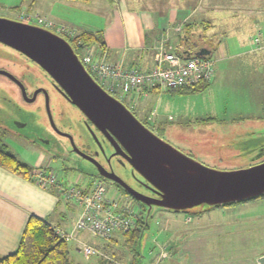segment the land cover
Segmentation results:
<instances>
[{"label":"rangeland","instance_id":"374dc122","mask_svg":"<svg viewBox=\"0 0 264 264\" xmlns=\"http://www.w3.org/2000/svg\"><path fill=\"white\" fill-rule=\"evenodd\" d=\"M98 1L102 8L107 5L106 0ZM242 6H245V10L241 11L239 8ZM92 8H94L93 5L90 9ZM254 10L264 13V0H203L200 16H209L214 25L213 29L207 30L205 39L198 38L194 42L199 41L198 43L205 45L206 48L210 46V60L215 65V73L216 70L219 73L217 81L203 93L193 95L196 93L186 92L189 96H177L176 99H171L168 105H166L167 99L160 109L162 118L158 122L147 121L144 113H138L136 107L143 95L134 99L136 105H133L132 94L118 95L139 120L146 122V126L157 135L190 157L219 170H236L264 161V155L260 159L256 158L264 149V50L254 54L259 56L255 59L250 54L248 57L239 55L220 60V52L215 47L216 42L230 32L227 30L224 33L227 22L220 23L221 17H226L233 12L248 18L250 12ZM80 15L84 16L83 13L67 7L61 0H0V17L33 25H38L37 20L43 19L45 22L51 21L58 29L63 26L57 22L65 21L69 17L79 19ZM256 32L254 31L253 35ZM249 34L251 31L246 28L241 37L245 39ZM253 35L246 40L250 42ZM66 39L69 38L66 37ZM228 39L226 37L222 40L226 42ZM231 40L234 41V39ZM90 48H92L91 55L95 59L110 62L97 46ZM249 49H252L250 43ZM242 51L243 49L237 47L232 50L231 55L234 56ZM79 54L83 57L85 51L80 50ZM226 56H228L227 51ZM216 59H218L217 62ZM157 64L158 60L155 57V66ZM118 65H121L124 70H131L123 64ZM0 69L18 76L30 92L38 85L50 88V77L38 64L1 43ZM50 89L52 90V87ZM45 90L48 91V89ZM160 92L167 96L170 93L164 90ZM47 93L52 118L58 129L64 133H70L78 146L87 145L92 152L98 151L100 161L107 162V157L111 158L112 148L100 140L101 146L96 142L82 112L55 89L50 92L51 94L49 91ZM173 96L176 94L174 93ZM16 120L26 123L27 131L25 132L38 131L43 136L47 128L53 127L45 96L39 95L35 102L28 103L16 84L6 76L0 75V146H5L9 153L32 167H37L40 163V168L53 172L57 178V186L54 187H58L59 190L76 187L90 191L101 180L108 198L119 204L116 212H121V209L128 205L134 206L136 212L139 211L141 205L136 200L119 190L111 181L102 180L94 175L95 167H91L82 159L75 158L74 155L72 159H69L71 155L68 151L69 141L54 134L60 141L58 143L52 141L51 148L56 149L54 153L47 149L50 146L38 144L18 133L14 129L19 128ZM112 162L118 174L132 188L144 194H153L146 187L145 179L130 165L119 164L115 157ZM34 173L35 170L32 174ZM32 180L35 182V177ZM49 187L53 186L49 185L46 188ZM64 199L68 201L65 197ZM74 204L80 207L81 212L73 232L68 233L73 236L78 246V250L74 249L73 241L69 242L70 259L73 264H110L109 257L122 264H181L188 259L186 257L189 255L192 264H211L209 255L215 248H236L238 253H242V249H245L244 252L250 255L251 264H262L264 260V196L225 207L200 206L187 212H173L156 207L143 237L133 239L124 233H117L113 240L96 236L89 229H80L78 225L83 223V208L79 204ZM166 216L176 218L169 232L164 229L167 222ZM187 220L190 222L185 224ZM172 237L173 243L168 246L167 241ZM183 239H200L201 241L188 247L190 249H186V246L187 251H183L182 255ZM227 241L235 245L211 247L212 242L226 243ZM83 247H92L97 252L88 255ZM190 251L196 256L193 257ZM190 262L188 261L189 264Z\"/></svg>","mask_w":264,"mask_h":264},{"label":"water","instance_id":"95a60500","mask_svg":"<svg viewBox=\"0 0 264 264\" xmlns=\"http://www.w3.org/2000/svg\"><path fill=\"white\" fill-rule=\"evenodd\" d=\"M0 43L18 51L45 70L62 95L85 116L87 127L96 142L101 146L91 124L114 148L111 157L121 156L145 179L146 187L153 195L132 188L115 172H108L94 157L80 151L74 137L60 131L54 123L45 89L36 91L33 98H29L25 85L12 73L0 69V75L8 77L20 87L26 102H34L36 95L43 91L53 130L67 137L73 151L95 166L96 176L119 184L145 208L140 238L145 235V228L156 207L187 212L200 206L225 207L264 196V161L246 168L219 170L183 153L148 128L122 100L109 93L89 73L66 37L40 25L0 17ZM210 54V49L205 47L196 52L200 57ZM16 123L25 124L18 128L24 129L22 131L14 128L18 133L38 144L50 146L47 149L56 152L55 148H51L52 141L58 143L59 140L52 133L50 136L45 130L43 136L38 131L25 132L26 123L19 120ZM263 155L264 149L256 158L260 159Z\"/></svg>","mask_w":264,"mask_h":264},{"label":"crops","instance_id":"0c3cea01","mask_svg":"<svg viewBox=\"0 0 264 264\" xmlns=\"http://www.w3.org/2000/svg\"><path fill=\"white\" fill-rule=\"evenodd\" d=\"M61 1L67 7L83 13L84 16L80 15L79 19L69 17L65 21L61 20L62 22L57 23L73 30L76 35L84 32L100 33L105 43L101 53L107 60L123 64L129 69L141 71H149L155 66V57L160 52L161 46L166 51L180 56H182L181 53H187L188 50L193 51L198 46L206 48L205 45L199 44V41L194 42V40L205 39L207 30L213 29L214 25L209 16H200L203 0H106L107 5L103 8L98 0ZM92 5L94 8L90 9ZM239 10H245V6L240 7ZM248 16L246 18L231 12L230 15L220 18V23L227 22L224 33L227 30L230 31L221 37L222 39L228 37L226 42L221 39L215 44L216 50L220 52V60L239 55L248 57L250 54H252L251 57L254 56V59L259 58L254 54L261 50H254L252 37L250 42L246 39L262 27L264 13L254 10ZM204 27L208 28L204 29ZM246 28L250 29L251 34L244 39L241 35L245 33ZM237 47L243 51L232 56V50ZM207 48L210 49V46ZM226 51L228 56H226ZM217 61L218 59H216ZM218 74L216 70L214 79L207 83V87L193 95L210 89L211 85L216 83ZM174 93L176 96H173ZM168 94V96L162 94L158 89L148 90L138 101L136 107L138 113H144L147 121L158 122L162 118L159 113L160 109L167 99L166 105L177 96H189L180 90L170 91ZM164 108L166 107L164 106ZM169 108L172 109L170 105ZM37 165L39 166L40 163ZM38 166L35 168L40 167ZM80 212V207L74 203L70 204L64 199L58 187L41 188L34 180L24 179L0 167V257L13 254L17 250L30 216L34 215L45 219L58 232L72 233ZM166 219L164 229L169 232L170 226L176 218L166 216ZM189 222L187 220L185 224ZM173 239V237L168 239V246L173 243ZM71 241H73L72 247L78 250L75 240L69 242ZM200 241V239H183L181 254L183 255V251H187L186 249H190L188 247H192ZM232 245L235 244L230 241L226 243L212 242L211 247H232ZM244 250L242 249V253H238L236 248L212 249L209 255L211 264H251L249 253ZM190 254L193 257L196 256L192 251ZM189 257L187 256L188 259L182 261L181 264H189L188 261H191Z\"/></svg>","mask_w":264,"mask_h":264},{"label":"built area","instance_id":"2783aa9c","mask_svg":"<svg viewBox=\"0 0 264 264\" xmlns=\"http://www.w3.org/2000/svg\"><path fill=\"white\" fill-rule=\"evenodd\" d=\"M27 18V17H26ZM28 20L30 18L28 17ZM38 25L55 30L56 33L75 38V32L65 26L55 28L53 23L45 22L43 19L37 20ZM53 30V31H54ZM254 50H264V22L252 37ZM80 46V45H79ZM92 48L85 51L81 57L89 73L112 95H133V105L139 96L147 93L148 90L158 89L164 91H174L180 88L193 87L201 83H208L215 73V65L210 57H188L166 51L163 46L158 53V64L150 71L139 69L124 70L121 65L108 61H98L91 55ZM80 56V54H79ZM130 92V93H129ZM122 99V98H121ZM35 182L38 186L46 188L57 186V178L53 172L46 169L37 168L34 173ZM62 195L71 202L79 204L83 208V223L79 224L80 229H89L96 236L112 239L117 233H129L136 229L138 222L143 217L140 207L136 212L134 206L128 205L116 212L119 204L106 195L103 181L97 182L89 190L79 188H60ZM62 238L74 240L72 235L59 232ZM88 254L97 252L92 247H83ZM114 264H122L108 258Z\"/></svg>","mask_w":264,"mask_h":264},{"label":"trees","instance_id":"16d2710c","mask_svg":"<svg viewBox=\"0 0 264 264\" xmlns=\"http://www.w3.org/2000/svg\"><path fill=\"white\" fill-rule=\"evenodd\" d=\"M68 40L78 54L80 50L86 51L92 46H97L102 52L105 46L100 33L84 32ZM197 50L198 48L193 51L188 50L187 53L184 52L181 55L185 58L196 57ZM206 87L207 83H201L193 87L180 88L174 91L196 93L203 91ZM143 123L146 124V122ZM0 167L27 180H32L34 177L32 173L37 169L9 153L5 146H0ZM141 208L143 209V217L138 222L136 229L125 233L133 239L139 238L144 228L145 208L142 205ZM148 227L149 224L146 228ZM69 241L62 238L57 229L48 221L32 215L26 224L17 250L13 254L0 257V264H73L70 259ZM114 261L118 260L114 259ZM110 264L114 263L111 262Z\"/></svg>","mask_w":264,"mask_h":264},{"label":"flooded vegetation","instance_id":"af4514ba","mask_svg":"<svg viewBox=\"0 0 264 264\" xmlns=\"http://www.w3.org/2000/svg\"><path fill=\"white\" fill-rule=\"evenodd\" d=\"M198 48V50L197 51H199V50H201L202 48H204V46H198L197 47ZM44 72H45V70H44ZM46 73V72H45ZM47 75H48V73H46ZM4 76V75H3ZM16 78H18V76H15ZM48 77H50L49 75H48ZM8 78V77H7ZM19 79V78H18ZM11 80V79H10ZM20 80V79H19ZM12 81V80H11ZM21 82H22V80H20ZM50 82H51V85H50V88L52 87V90L53 89H55L56 91H58L59 92V94H61L62 95V93H61V91L58 89V87L56 86V83H55V81L50 77ZM15 83V82H14ZM24 85H25V87H26V90H27V93H28V96H29V98H33V96H34V93L36 92V91H39V90H43V89H48V91H49V93L52 91L50 88H44L43 86H36L31 92L29 91V89H28V87L26 86V84L24 83V82H22ZM16 84V83H15ZM16 86L18 87V89H19V91L21 92V89H20V87L16 84ZM47 91V92H48ZM21 94H22V92H21ZM51 94V93H50ZM49 94V95H50ZM39 95H43V96H45V99H46V94L43 92V91H40L37 95H36V99L39 97ZM23 96V95H22ZM63 96V95H62ZM115 96V95H114ZM64 97V96H63ZM115 97H117V96H115ZM36 101V100H35ZM34 101V102H35ZM126 104V103H125ZM127 105V104H126ZM83 119H85V118H83ZM21 124V123H20ZM19 124V125H20ZM17 125H18V123H17ZM24 123L23 124H21L19 127L21 128V127H24ZM91 126H92V128H93V130L95 131V133L97 134V136H98V138H99V140L100 141H102V142H104V143H107L111 148H112V153L111 154H113L114 153V148L111 146V144H110V142L107 140V138L96 128V127H94L92 124H91ZM52 127V126H51ZM50 136H51V133L54 135V134H56L58 137H61V138H64V140L65 141H69L68 142V144H69V149H68V151H69V154H71V155H69V159H72V155H74L75 156V158L77 157V158H79V159H82V161H85L87 164H89L91 167L93 166V167H95L91 162H89V161H87L86 159H83L82 158V156L81 155H79L78 153H75L74 151H73V147H72V144H71V142H70V140L67 138V137H64V136H61V135H59V134H57L54 130H53V128L52 129H48L47 128V131H46ZM26 137V136H25ZM75 143H77L76 141H75ZM77 145V147L79 148V150L80 151H82L83 153H85V154H87V155H89V156H92V157H94L98 162H100L102 165H103V167L108 171V172H115L118 176H120L119 174H118V172L116 171V169H115V167L113 166V162H112V160L114 159V157L117 159V161H118V163L119 164H121V165H123V166H128L129 164L125 161V159L124 158H122L121 156H113V157H107L108 159H107V162H104V161H100V158H99V156H100V153L98 152V151H96L95 153L94 152H92L91 151V149L90 148H88L87 147V145H85V146H82V147H80V146H78V144H76ZM260 162H262V161H260ZM259 162V163H260ZM80 167H82V165H80ZM97 171H96V168H95V171H94V173H96ZM136 172V171H135ZM95 175V174H94ZM121 177V176H120ZM99 178V177H98ZM122 178V177H121ZM123 179V178H122ZM124 180V179H123ZM125 181V180H124ZM126 182V181H125ZM119 190H121L122 192H124V193H126L127 194V192L124 190V188L122 187V186H120L119 184H117V183H115V182H112ZM127 183V182H126ZM128 184V183H127ZM129 185V184H128ZM128 195V194H127ZM151 195H153V194H151Z\"/></svg>","mask_w":264,"mask_h":264}]
</instances>
